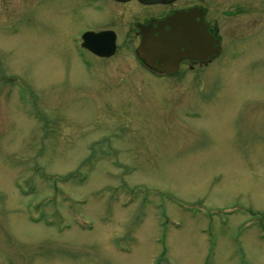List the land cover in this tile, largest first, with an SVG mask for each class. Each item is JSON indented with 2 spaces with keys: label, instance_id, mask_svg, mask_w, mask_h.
<instances>
[{
  "label": "rangeland",
  "instance_id": "1",
  "mask_svg": "<svg viewBox=\"0 0 264 264\" xmlns=\"http://www.w3.org/2000/svg\"><path fill=\"white\" fill-rule=\"evenodd\" d=\"M38 2L0 0V264H264V0L258 46L175 81L136 67L133 25L81 60L90 16Z\"/></svg>",
  "mask_w": 264,
  "mask_h": 264
},
{
  "label": "flooded vegetation",
  "instance_id": "2",
  "mask_svg": "<svg viewBox=\"0 0 264 264\" xmlns=\"http://www.w3.org/2000/svg\"><path fill=\"white\" fill-rule=\"evenodd\" d=\"M38 1L40 3L45 0ZM47 1L49 4V17L53 20L51 28L57 27L56 24L60 23L61 17L68 13L70 15L68 24H75L79 16H90L88 23L75 27L78 29L75 31L76 34L69 36V39L73 43L72 49L81 60H85L88 54L100 59L113 57L118 50L119 36L124 31V28H128L131 25L136 29L134 35L138 38L139 43L141 31L138 25H145L151 20H165L179 14L177 21L181 25L188 24L191 26L196 24L198 27L201 23L211 36L209 38L211 45L207 49L208 51L212 50L213 53L203 58H197V53L192 55L181 54L185 51L184 48H181L180 56L182 58H180L177 68L173 71H167L158 62L149 65L142 59L137 58L135 49L138 44L129 43V50L136 67L154 80L175 81L187 75H198L199 72L206 74L210 69L215 73H225V64L231 61L235 62L239 58L246 56L247 51L252 49L253 46H258L257 44L263 38V30L259 28L260 22H258L259 17L261 18V12L255 0H231L232 5L239 6L235 12L231 13L232 17L238 19V22H232L233 26L228 25V27L226 26L223 29L219 26V17L213 11L215 8H218L213 3V0L212 2L209 0H166L165 2H144L142 0ZM104 11L106 15L102 16ZM135 18L138 20H135ZM153 25L155 26L156 24L154 23ZM190 26L187 28L189 34L190 30H192ZM88 30L105 32L106 36L101 39L100 43L103 40H107L113 44L110 55H103L89 46H82L81 35ZM164 30H169V26L165 25ZM127 38H131V36L129 35ZM184 43L186 45H193V39H186ZM99 51L103 53L106 49L104 46H101ZM226 51L227 53H225ZM215 67H217V71H215ZM249 67H251V64L248 65Z\"/></svg>",
  "mask_w": 264,
  "mask_h": 264
},
{
  "label": "water",
  "instance_id": "3",
  "mask_svg": "<svg viewBox=\"0 0 264 264\" xmlns=\"http://www.w3.org/2000/svg\"><path fill=\"white\" fill-rule=\"evenodd\" d=\"M144 2H165L166 0H142ZM167 18L165 20H151L145 25H138L141 31V39L137 48V55L144 59L147 63L153 64L158 62L162 64L167 70H174L177 68L178 61L182 56H180L181 48L185 51L181 54H195L197 53V58L206 57L208 54H212L213 51L210 48L211 37L206 28L200 23L198 27L195 25H181L177 21V16ZM181 15V14H180ZM156 24L155 26L153 24ZM168 25L169 30H164V26ZM191 27L190 34L187 30ZM106 36L105 32H92L87 31L82 35L83 44L93 48L100 54L110 55L112 53L113 44L107 40L101 39ZM193 39V45H186V39ZM99 42V43H97ZM106 42V43H105ZM104 46L106 51L103 53L99 51V48ZM216 53V51H214ZM196 57V56H195Z\"/></svg>",
  "mask_w": 264,
  "mask_h": 264
}]
</instances>
